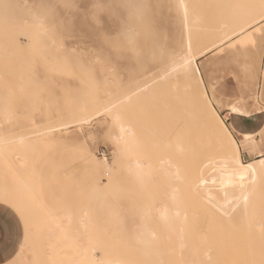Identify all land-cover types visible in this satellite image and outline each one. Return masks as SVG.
Here are the masks:
<instances>
[{
  "label": "rangeland",
  "instance_id": "obj_1",
  "mask_svg": "<svg viewBox=\"0 0 264 264\" xmlns=\"http://www.w3.org/2000/svg\"><path fill=\"white\" fill-rule=\"evenodd\" d=\"M181 1L0 0V202L17 212L23 229L28 222L16 264H92V247L102 250L96 259L110 264H149L152 257H171L169 263L177 264L176 253L167 251L175 234L164 230L159 212L175 207L169 193L178 190L162 161L185 168L188 159L182 161L176 148L182 118L197 151L210 145L216 156L230 153L228 173L263 184L256 188L254 209L264 230V175L234 172L236 158L209 111L214 102L224 112L237 98L249 114L260 111L264 25L234 33L258 15L261 0H185L187 14ZM247 4L254 7H238ZM21 29L31 34V46L27 37L16 38ZM187 43L197 76H204L199 84L190 73L171 74L173 63L192 55ZM217 77L223 81L218 89ZM141 86L146 91L121 117L135 126L137 141L110 171L100 162L115 156L117 123L105 108L121 92ZM205 100L211 101L206 107ZM223 118L230 125L231 116ZM82 146L100 163L96 179L86 169ZM259 155L241 150L240 162L247 168ZM134 159L146 163L145 173L128 171ZM164 165L174 176L171 165ZM111 178L116 187L97 189L96 181L104 186ZM185 202L184 231L190 234L198 227L197 214L190 198ZM241 224L227 240L247 241ZM150 240L155 253L144 251ZM235 258L233 263H241Z\"/></svg>",
  "mask_w": 264,
  "mask_h": 264
},
{
  "label": "bare ground",
  "instance_id": "obj_2",
  "mask_svg": "<svg viewBox=\"0 0 264 264\" xmlns=\"http://www.w3.org/2000/svg\"><path fill=\"white\" fill-rule=\"evenodd\" d=\"M181 2L183 12L187 14V3L185 0ZM246 9L249 8L247 7ZM262 11H264V9H261L254 18L250 16L252 19L234 34H241L257 25V23L260 22ZM250 13L252 14V11ZM243 14L245 15V13ZM186 18L189 20L188 17ZM194 18L196 21L199 19L198 17ZM189 23H187V28L190 27ZM187 45L190 51L191 44L187 43ZM191 54L192 66L196 67V57L192 52ZM184 58L171 65L170 70L172 75L180 77L186 74L180 67L184 62ZM173 69H175V71H173ZM191 112L192 111L189 110L188 115H191ZM217 119L219 118L217 117ZM185 124H187L186 119L182 118V127L178 131L176 146L182 161L188 158L185 162V168L174 166L169 160H164L161 164L164 169V175L168 179H176L178 182L177 192L169 193V197L174 199L173 205L175 207L170 208L164 206L159 212V221L165 228L164 230L167 231V233H172V235L175 234L174 239L171 236L174 246L167 251H174L176 253L174 258L177 260V264H235L233 263L235 262L233 259H236L235 256L240 258L241 263L239 264H264V230L261 229L263 224L259 221L260 219L258 220L260 216H256L257 218L255 217V205L259 202L257 201L256 188L258 186L260 187L262 183L254 185L249 181L243 182L237 175L228 173L225 168L229 166L226 159L230 156V153L216 156V154H214L217 153V151L214 152L216 149L207 148L210 145L204 146L201 149L199 148L197 151V149H195L196 145L194 144L196 142L191 138L192 135H189L190 131L185 128ZM120 139L126 141V151L124 153H129L137 141L135 126L120 120V122L117 123L114 141ZM90 157V159L85 158L86 169L90 175L96 179V171L100 163L91 153ZM166 162L171 165L169 172L174 173L172 177L165 170L164 163ZM107 164L106 162L103 165L106 166ZM145 166L146 163L134 159L130 162L128 171L140 175L146 172L144 170ZM232 166L234 172L246 173L248 178H256L264 175V165H261L259 161L251 163L250 166L244 168V165L240 162L239 152ZM106 169L112 170V168L107 166ZM116 185L117 180L115 178H111L104 186H101V184L96 181V187L100 191L110 190L116 187ZM250 186L254 191L248 190ZM186 197L190 198V201L194 205L195 214H197L194 218L197 220L198 227L195 226L196 230L190 234L184 231V224L187 222L183 220L184 215H187ZM187 201H189V199ZM262 217L264 218V216ZM204 223L208 226L206 230L203 228ZM241 223L245 224L248 233L246 236L249 235L247 241H245V238L243 240L240 239L239 242L231 241V236H234L232 235L234 230H237L238 225ZM150 237H155V233L152 232ZM228 237H230L231 240H227L229 239ZM236 238L235 236V239ZM249 238L258 239L259 241ZM259 238H263V240ZM144 244L145 252H154V249L150 247L151 240L144 242ZM166 245L169 246L168 243ZM167 258L171 257H152L151 260H148L151 263H148L154 264L156 262L159 264H170ZM144 262H146V260Z\"/></svg>",
  "mask_w": 264,
  "mask_h": 264
},
{
  "label": "snow or ice",
  "instance_id": "obj_3",
  "mask_svg": "<svg viewBox=\"0 0 264 264\" xmlns=\"http://www.w3.org/2000/svg\"><path fill=\"white\" fill-rule=\"evenodd\" d=\"M6 7V6H5ZM238 7H254L253 5H239ZM260 7L264 9V0H261ZM260 24L264 25V11L261 12L260 17ZM20 37H27L32 44V37L30 33H27L23 31L22 29L19 30L16 33V38L19 39ZM262 41H264V32H262ZM129 44L134 42V38L129 35L128 37ZM251 41H245V43H250ZM180 67L184 70L186 74H191L193 78L196 79L197 84L202 82L204 80V76L201 73L199 76H197V73L200 72L199 67H193L192 66V58L191 56H187L184 58L183 64L180 65ZM175 71V69H173ZM163 79H167V77H163ZM223 84V81L220 77H217L215 81H213V88H221ZM146 91L145 87H135L131 88L127 91L121 92L118 94L115 99L106 106L105 111L112 114V118L114 123H119L123 114V110L126 109L128 106L133 104L135 102L136 98H139L142 93ZM208 88L207 85H205V88L203 92H201V97L205 93H207ZM211 102L209 100L204 101L205 107L207 104ZM213 103V108L209 111L212 113V119L215 124V128L218 130V135L220 136L222 141L227 142L228 145L231 146V155L233 159L236 158V155L238 152L248 151V152H255L259 151V157L258 159L259 163L261 165H264V126H259L257 128L252 129L251 131H248L244 128L240 129V134L237 135L235 131L230 127L229 121L225 120L223 116L225 114L230 115L231 117H247L249 114V110L244 107L241 103L239 98H237L235 101L230 100L228 102L227 107L225 108L224 112H220V108ZM260 112L264 114V102L261 103ZM219 113L220 118L217 119V114ZM83 123H87V120L81 121ZM234 122V121H233ZM242 123H246L245 121H242ZM115 148L114 153L115 156L112 161H109L106 165L107 167H110L115 164L116 158L123 155V153L126 151V141L123 139L115 141ZM80 151L85 155L86 159H90V153L87 148L81 147ZM101 164H104V161L100 162ZM19 211V210H18ZM21 218L23 219V215L21 213ZM24 230H25V237L27 236L28 231V222L27 220H24ZM85 251H89V249L86 247ZM92 256L94 257L92 264H108V261L104 260L103 258L96 259L95 257L98 255L101 249H98L96 247H92L90 249ZM15 253L10 255L7 259H4L0 257V264H16V261L13 259V256Z\"/></svg>",
  "mask_w": 264,
  "mask_h": 264
},
{
  "label": "crops",
  "instance_id": "obj_4",
  "mask_svg": "<svg viewBox=\"0 0 264 264\" xmlns=\"http://www.w3.org/2000/svg\"><path fill=\"white\" fill-rule=\"evenodd\" d=\"M245 120L246 123H242ZM230 126L238 135L241 128L251 131L259 126H264V114L258 111L249 114L247 117H231ZM0 230V257L7 259L15 253L13 256L15 259L21 251L25 239L23 224L17 212L11 206L1 202Z\"/></svg>",
  "mask_w": 264,
  "mask_h": 264
},
{
  "label": "built area",
  "instance_id": "obj_5",
  "mask_svg": "<svg viewBox=\"0 0 264 264\" xmlns=\"http://www.w3.org/2000/svg\"><path fill=\"white\" fill-rule=\"evenodd\" d=\"M102 155H105V151H102Z\"/></svg>",
  "mask_w": 264,
  "mask_h": 264
}]
</instances>
